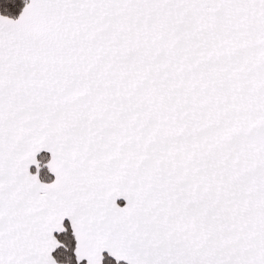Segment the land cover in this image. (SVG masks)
<instances>
[{
	"label": "snow or ice",
	"instance_id": "snow-or-ice-1",
	"mask_svg": "<svg viewBox=\"0 0 264 264\" xmlns=\"http://www.w3.org/2000/svg\"><path fill=\"white\" fill-rule=\"evenodd\" d=\"M0 264H264V0H0Z\"/></svg>",
	"mask_w": 264,
	"mask_h": 264
},
{
	"label": "trees",
	"instance_id": "trees-1",
	"mask_svg": "<svg viewBox=\"0 0 264 264\" xmlns=\"http://www.w3.org/2000/svg\"><path fill=\"white\" fill-rule=\"evenodd\" d=\"M17 7H19V5H18ZM12 11H13V13H15V15H18V14H19L17 8H13ZM13 18H15V16H14ZM42 178H43L45 181H48V182H50L51 179H54V177L50 176V174H49V175H46V176H44V177H42ZM60 239H66V238L63 237V236H61ZM69 255H70V253L66 254V253H64L63 251H60V252L54 253V256H57L60 260H65V259L67 258V256H69Z\"/></svg>",
	"mask_w": 264,
	"mask_h": 264
},
{
	"label": "crops",
	"instance_id": "crops-1",
	"mask_svg": "<svg viewBox=\"0 0 264 264\" xmlns=\"http://www.w3.org/2000/svg\"><path fill=\"white\" fill-rule=\"evenodd\" d=\"M117 203L121 206H123V204L125 203L123 200H118Z\"/></svg>",
	"mask_w": 264,
	"mask_h": 264
}]
</instances>
